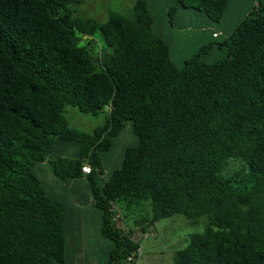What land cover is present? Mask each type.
<instances>
[{
	"label": "trees",
	"instance_id": "16d2710c",
	"mask_svg": "<svg viewBox=\"0 0 264 264\" xmlns=\"http://www.w3.org/2000/svg\"><path fill=\"white\" fill-rule=\"evenodd\" d=\"M133 1L100 22L78 15L82 0H0V264H75L86 205L110 243L104 264H126L141 249L134 233L175 215L206 224L172 264H264L262 4L179 66L148 1ZM174 2L211 27L229 0ZM213 50L224 56L207 63ZM68 107L107 118L82 133ZM128 125L137 141L106 173L103 156ZM42 163L69 195L40 180Z\"/></svg>",
	"mask_w": 264,
	"mask_h": 264
},
{
	"label": "rangeland",
	"instance_id": "374dc122",
	"mask_svg": "<svg viewBox=\"0 0 264 264\" xmlns=\"http://www.w3.org/2000/svg\"><path fill=\"white\" fill-rule=\"evenodd\" d=\"M147 1L149 10L154 18V31L161 38L166 39L171 58L179 66L183 60L196 54L201 47L208 43L223 41L241 18L253 7L258 6L257 2H261L264 9V0H229L222 19L218 23H209L211 27L205 28L209 21L205 16L196 14L191 10L179 9L174 0ZM133 5V0H82L76 6V9L81 18H94L103 22L111 13H129ZM171 8L175 9L172 15L169 14ZM213 30L220 33L217 39L211 37ZM93 40L94 50H99L102 46L101 37L96 35ZM223 56V53L213 50L206 56V62L213 63ZM107 113V109H104L99 114L93 116L80 113L76 108L68 107L66 108L65 118L69 126L74 130L91 134L95 129L104 125ZM136 141V137L128 125L124 133L115 141L112 151L105 153L103 156V167L106 173L121 165L125 147L132 146ZM66 153H72V151H67ZM35 172L48 187L60 193L62 192V194H64V191L68 192L67 195L70 194L69 190H71V186H68L69 189L56 180L47 164H39L35 167ZM76 183L79 186L81 185L80 181ZM83 192L87 193L85 187H81L80 193ZM145 209L147 211L148 207H145ZM118 213L121 217L122 213ZM135 214L140 215L142 213L137 211ZM76 218L80 224V246L78 248L77 259L74 263L104 264L106 258L105 250L110 243L99 236L100 214L98 210L90 205H86L82 208L80 214L76 215ZM119 223L124 228L126 225L135 226L129 218H124L123 221L121 218ZM205 224V218H201L197 225H190L184 216L175 215L154 223L147 230L146 234L136 231L134 238L139 241L141 246V253L137 258L136 264H172L174 253L186 246L191 234L201 233L204 230ZM73 231L76 232V229L74 227L70 228V234ZM72 240V235H69L68 241L72 242ZM126 264L130 263L126 262Z\"/></svg>",
	"mask_w": 264,
	"mask_h": 264
},
{
	"label": "built area",
	"instance_id": "2783aa9c",
	"mask_svg": "<svg viewBox=\"0 0 264 264\" xmlns=\"http://www.w3.org/2000/svg\"><path fill=\"white\" fill-rule=\"evenodd\" d=\"M218 33H214L213 36L216 37ZM82 173L88 174L91 172V167L89 165H85L81 168ZM141 250H138L137 255H132L128 258V262L130 264H136L137 258L140 256Z\"/></svg>",
	"mask_w": 264,
	"mask_h": 264
},
{
	"label": "crops",
	"instance_id": "0c3cea01",
	"mask_svg": "<svg viewBox=\"0 0 264 264\" xmlns=\"http://www.w3.org/2000/svg\"><path fill=\"white\" fill-rule=\"evenodd\" d=\"M205 28H209V27H207V24H206V27ZM207 31V30H206ZM212 32H215V33H218V35L220 36V33L219 32H217V31H215V30H213ZM212 36V35H211ZM164 40H166V39H164Z\"/></svg>",
	"mask_w": 264,
	"mask_h": 264
},
{
	"label": "water",
	"instance_id": "95a60500",
	"mask_svg": "<svg viewBox=\"0 0 264 264\" xmlns=\"http://www.w3.org/2000/svg\"><path fill=\"white\" fill-rule=\"evenodd\" d=\"M98 60H96V62H97Z\"/></svg>",
	"mask_w": 264,
	"mask_h": 264
}]
</instances>
